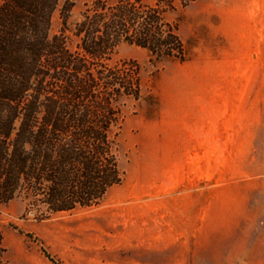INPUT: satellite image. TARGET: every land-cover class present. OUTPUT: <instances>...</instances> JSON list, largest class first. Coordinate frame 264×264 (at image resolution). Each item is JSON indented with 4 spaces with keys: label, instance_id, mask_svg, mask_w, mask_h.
<instances>
[{
    "label": "trees",
    "instance_id": "1",
    "mask_svg": "<svg viewBox=\"0 0 264 264\" xmlns=\"http://www.w3.org/2000/svg\"><path fill=\"white\" fill-rule=\"evenodd\" d=\"M192 0H180L184 7ZM0 0V204L19 197L34 218L98 204L121 182L115 128L123 98H138L133 65L111 64L121 43L155 59H186L173 0ZM0 264L5 258L0 232Z\"/></svg>",
    "mask_w": 264,
    "mask_h": 264
},
{
    "label": "rangeland",
    "instance_id": "2",
    "mask_svg": "<svg viewBox=\"0 0 264 264\" xmlns=\"http://www.w3.org/2000/svg\"><path fill=\"white\" fill-rule=\"evenodd\" d=\"M67 1L73 4L72 23L92 0H59L51 34L60 26V8ZM193 1L181 7L180 0H173L175 9L164 14L178 23L185 60L155 59L147 49L128 43L119 44L111 57V64L135 66L140 82L139 97L119 103L115 132L121 182L98 204L47 219L26 212L19 197L0 204V232L11 264H251L243 235L217 233L235 221L218 216L234 212L224 204L233 199L230 188L189 185L184 162L176 177L167 175L175 158H181L176 144L186 132V67L192 65L196 45L187 36V12L192 14ZM234 2L242 28L241 64L264 109V0ZM207 201L209 210L202 208Z\"/></svg>",
    "mask_w": 264,
    "mask_h": 264
},
{
    "label": "crops",
    "instance_id": "3",
    "mask_svg": "<svg viewBox=\"0 0 264 264\" xmlns=\"http://www.w3.org/2000/svg\"><path fill=\"white\" fill-rule=\"evenodd\" d=\"M193 6L187 12V36L196 45L186 67V132L177 141L181 158H175L168 179L184 162L189 185L229 187L233 199L223 202L234 212L218 216L235 221L217 233L243 235L251 264H264V109L241 64L237 6L234 0H195ZM202 208L209 210V201Z\"/></svg>",
    "mask_w": 264,
    "mask_h": 264
}]
</instances>
